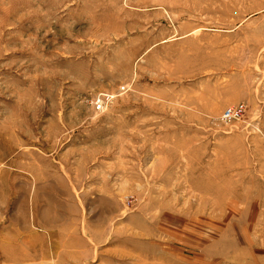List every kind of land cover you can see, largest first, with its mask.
Returning <instances> with one entry per match:
<instances>
[{
	"label": "rangeland",
	"instance_id": "1",
	"mask_svg": "<svg viewBox=\"0 0 264 264\" xmlns=\"http://www.w3.org/2000/svg\"><path fill=\"white\" fill-rule=\"evenodd\" d=\"M0 264H264V0H0Z\"/></svg>",
	"mask_w": 264,
	"mask_h": 264
},
{
	"label": "built area",
	"instance_id": "2",
	"mask_svg": "<svg viewBox=\"0 0 264 264\" xmlns=\"http://www.w3.org/2000/svg\"><path fill=\"white\" fill-rule=\"evenodd\" d=\"M123 90V89H122ZM109 102V97L106 96L105 98H99L95 101V109L102 110L104 108V104Z\"/></svg>",
	"mask_w": 264,
	"mask_h": 264
}]
</instances>
